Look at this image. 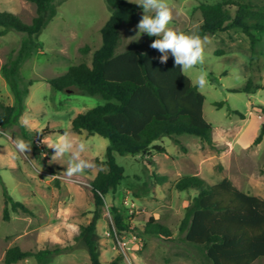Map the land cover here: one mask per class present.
<instances>
[{
  "label": "rangeland",
  "instance_id": "1",
  "mask_svg": "<svg viewBox=\"0 0 264 264\" xmlns=\"http://www.w3.org/2000/svg\"><path fill=\"white\" fill-rule=\"evenodd\" d=\"M139 7V21L144 15ZM221 0H167L172 12L170 27L177 32L199 35L202 23L200 4H216ZM0 11L11 12L24 23L31 24L36 7L27 0H0ZM110 13L104 0H65L59 13L38 39L39 49L22 67L21 74L32 80L29 95L17 103L2 75V67L11 51L18 49L21 35L0 27V103L15 107L12 122L0 128V178L14 200L26 205L30 214L11 213L3 220L4 198L0 185V264L6 251L14 246L23 249H43L56 245L76 244L81 228L88 225L95 209L90 183L99 172L107 171L108 141L83 131L77 133L71 124L79 114L103 105L97 96L85 95L76 88L55 91L49 84L71 67L91 65L94 53L102 46L101 29ZM124 24L116 55L127 51L134 43L140 48L150 46L157 38L137 34V24ZM200 36V35H199ZM255 42L236 28L216 35L200 36L204 62L184 70L194 84L199 74L206 75L207 84L199 91L205 96L204 117L213 126V145L183 134L174 140L166 137L154 145L165 149L153 151L152 165L147 157L119 156L125 179L114 193L105 196V206L97 223V237L103 264L119 255L121 264H208L201 249L186 241L179 231L185 209L191 204L194 191L176 190L175 184L186 176H198L209 185L224 178L240 190L264 199V136L255 144L264 126V32L257 33ZM135 37V38H133ZM87 50H84L86 49ZM252 92H239L247 84ZM197 85V84H196ZM223 103L218 109L215 104ZM238 111L245 118L232 114ZM22 118L30 120L29 126ZM27 131L28 137L23 134ZM47 129L41 144L37 136ZM68 132L78 140L87 141L85 159L93 167L83 174L67 175V157L52 161L53 152L44 157L58 140V134ZM22 139L31 145L20 153L14 141ZM157 175V176H156ZM158 177V178H157ZM112 207L125 216L131 230L117 233ZM154 218L167 227L173 238L145 234L148 221ZM16 264H37L28 258ZM51 264H91L87 250L76 244V250L54 258ZM254 264H264V258Z\"/></svg>",
  "mask_w": 264,
  "mask_h": 264
},
{
  "label": "trees",
  "instance_id": "2",
  "mask_svg": "<svg viewBox=\"0 0 264 264\" xmlns=\"http://www.w3.org/2000/svg\"><path fill=\"white\" fill-rule=\"evenodd\" d=\"M27 1L36 7V17L31 24L11 12L0 11L3 34L13 31L21 35L18 49L11 51L1 70L18 104L29 95L34 82L26 80L21 69L39 49L40 35L58 15L65 0ZM104 2L110 17L101 29L102 46L94 53L91 65L73 66L49 81L57 92L76 88L104 101L103 105L79 114L71 124L77 133L85 131L108 141L107 171L99 172L90 183L95 205L93 218L75 239L76 244L87 250L91 264H103L97 223L105 206V196L114 193L125 179L124 168L117 163L116 155H142L148 158L147 164L152 165V152H165L163 147L154 145L156 141L168 137L181 145L176 138L187 134L212 146L214 130L204 117L205 96L184 70L175 65L173 57L169 56L162 64L158 50L150 46L140 48L138 43L116 55L121 41L120 29L124 24L139 21V7L129 0ZM197 10L202 18L199 35L203 37L236 28L255 42V35L264 32V0H221L216 4H200ZM259 89H253L248 83L239 92ZM215 106L220 109L224 104ZM261 109L264 112V106ZM14 113L15 107L0 103V128L12 122ZM232 114L245 118L238 111ZM23 134L28 137L24 129ZM47 134V129L40 133L38 143L41 144ZM263 136L264 126L255 144H259ZM46 152L44 164L53 150ZM0 185L5 222L10 220L11 213H31L26 205L14 200L1 178ZM175 188L180 192H196L185 209L179 231L185 234L189 244L202 250L208 264H254L264 258V199L238 189L227 178L209 185L198 176H186L176 182ZM112 212L117 233L131 230L117 207H112ZM144 232L167 240L173 238L171 231L154 218L148 221ZM76 244L43 249L14 246L6 251L2 264H16L28 258H34L37 264H51L54 258L74 252ZM122 261L123 256L119 255L109 264Z\"/></svg>",
  "mask_w": 264,
  "mask_h": 264
},
{
  "label": "clouds",
  "instance_id": "3",
  "mask_svg": "<svg viewBox=\"0 0 264 264\" xmlns=\"http://www.w3.org/2000/svg\"><path fill=\"white\" fill-rule=\"evenodd\" d=\"M143 9L144 15L137 24V34H147L149 37H157L150 45L161 54L160 63H166L169 56L174 58V63L181 67V70L192 69L204 62L205 54L202 38L195 33L186 34L177 32L170 23L172 12L167 0H140L138 3ZM133 37V38H135ZM198 87L203 88L207 84L206 75L201 73L196 78ZM22 124L29 126L30 120L22 118ZM15 148L20 153L30 150L31 145L22 139L14 141ZM54 149L52 161L59 157H67V175L83 174L86 169L93 167L90 160L84 155L88 151L87 141L78 140L74 134L68 132L58 134V140L51 146Z\"/></svg>",
  "mask_w": 264,
  "mask_h": 264
}]
</instances>
